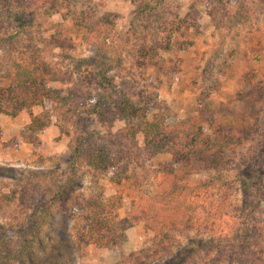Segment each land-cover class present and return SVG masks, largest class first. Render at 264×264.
Instances as JSON below:
<instances>
[{
    "label": "trees",
    "instance_id": "trees-1",
    "mask_svg": "<svg viewBox=\"0 0 264 264\" xmlns=\"http://www.w3.org/2000/svg\"><path fill=\"white\" fill-rule=\"evenodd\" d=\"M59 2L0 0V45L5 46L7 43L5 47L0 46L2 50H11L13 45L9 42L15 43L12 41L20 38L26 43L22 48L33 53L35 45L29 30L59 12ZM148 5L144 2L139 8L142 16H147L144 25L146 32L156 34L161 31L164 38L160 46L168 49L171 35L180 26L174 20H168L169 12L150 13L153 9ZM85 14L89 18L90 15ZM109 16L105 17L114 37L128 42L125 34L129 32L122 31L125 35L122 37ZM78 23L90 27L82 18ZM50 27L46 29L47 38L42 40L45 45L51 44L61 50L72 46L70 36L60 24ZM7 29L11 30L8 36L4 33ZM113 50L114 54L107 58L96 51V54L78 61L74 70L68 72L69 79H74L66 88L51 87L49 81L55 80V72L33 62L23 65L13 61V66L6 69L8 81L0 84V113L16 114L26 110L30 114V123L25 126L22 136L27 133L31 136L34 132L44 130L52 116L64 122L62 130L71 135L66 153L69 170H50L42 174L31 171L29 177H37L36 180L30 177L17 190L18 201L30 200L33 203L32 212L26 222H21L15 228L4 229L0 226V244L6 253L0 256V264H71L80 256L81 248L89 243L101 245L105 242L106 246L119 247L126 239L125 231L135 221H144L158 229L160 249L162 253L166 252L159 264H259L256 262V253L261 252V249L255 239L261 238L263 233L251 224L250 214L260 208V201L264 197V180L258 178L256 173L249 172L257 167L259 160H254L253 165L248 166L249 173L239 178L245 212L237 221L228 193L231 185L220 175L210 179L206 185L187 186L181 183V178L188 170L202 169L208 173L221 174L231 166H238L231 152L243 138L252 136L254 128L243 124L241 135L237 136L225 127L223 110L212 107L211 102L201 94L197 96V113L192 117L169 120L165 115H151L152 110L161 109L163 103L155 97H143L129 91V73L122 66L121 49ZM140 53L144 55L146 52L142 50ZM83 64L90 67V73L81 70ZM75 73L78 75L74 76ZM259 84L238 89L235 93L240 107L252 109L249 116L258 127V113L253 108L264 98V81ZM37 105L42 108V112L32 115L31 107ZM91 115L96 116L107 129L103 134H94L86 125V119ZM114 121H122L123 125L112 132L110 129ZM68 124L71 131L66 127ZM137 133L141 134L142 145L136 139ZM158 155L168 156L167 160L157 164L150 172L159 177V190L145 203L139 201L135 205L132 201L128 213L123 217L118 212L108 216L110 209L118 210L121 207L120 196L114 197L106 205L94 199L77 201L67 192L73 182H80L74 179L78 167L108 175L109 180L121 185L133 176L129 164H142L144 160ZM20 174L24 175V172ZM0 175L14 177L16 173L0 167ZM46 179H50L55 188L48 189L49 196L46 199L39 196L42 199L39 204L33 202L37 199L33 191L42 193L41 182ZM213 192H218L220 196L216 198L214 195L213 200L210 199L208 196ZM14 193L0 191V199L13 200ZM69 201L71 204L68 205ZM55 203L62 211L70 210L66 212L68 217L62 215L56 220L61 227L54 230L52 235L48 232L42 234L44 226L50 228L56 222L51 211ZM76 209L82 223L74 234H70L62 226L66 224L67 218L74 217ZM105 211L108 212L103 215ZM177 224L192 230L193 234L188 236L185 243L177 241L172 250L165 243L174 239V234L177 236L174 233ZM13 239L16 240L14 243ZM14 245L19 247L17 251ZM141 253H130L129 262L122 264H158L149 259L145 250H141Z\"/></svg>",
    "mask_w": 264,
    "mask_h": 264
},
{
    "label": "rangeland",
    "instance_id": "rangeland-1",
    "mask_svg": "<svg viewBox=\"0 0 264 264\" xmlns=\"http://www.w3.org/2000/svg\"><path fill=\"white\" fill-rule=\"evenodd\" d=\"M144 2L153 9L150 13L169 12L168 20H174L180 26L171 35L168 49L160 46L164 38L161 31L156 34L146 32L144 25L147 16H142L139 10ZM59 5V12L29 30L35 45L33 53L22 48L26 43L20 38L12 41L15 43L9 42L13 45L9 51L1 48L7 46V43L5 46L0 45V84L8 81L5 76L6 69L13 66V61H17L23 65L33 62L41 68L44 66L46 70L50 69L55 72V80H50L49 85L66 88L74 79H69L68 72L74 70L78 61L96 54V51L98 55L107 58L114 54L113 49H121L122 66L129 73V91L143 97H155L163 103L162 108L153 109L151 115H165L169 120L192 117L197 113V96L201 94L211 102L212 107L223 110L222 121L225 127L237 136L241 135L243 124L254 130L251 137L243 138L231 152L238 166H231L221 174L208 173L202 169L188 170L181 178V183L187 186L206 185L210 183V179L220 175L231 185L228 193L235 209L234 219L239 220L245 212L243 193L239 188L240 176L251 171L264 180V98L253 108L258 113V127L249 116L252 109L240 107L235 95L238 89L260 85L264 81V0H60ZM85 13L90 15L89 18ZM106 15H110L109 19L114 28L122 37L126 35L128 42H123L118 36L114 37L109 30ZM81 18L90 27L80 25L78 21ZM53 24H60L70 36L71 47L61 50L43 43L48 35L46 29ZM122 31L129 33L123 35ZM4 33L8 36L11 30L7 29ZM142 50L146 52L144 55L140 53ZM89 69L85 64L82 65V71L90 73ZM112 74L111 71L110 75ZM114 78L118 81V78ZM30 111L32 115H38L42 108L37 105L31 107ZM30 118L26 110L16 114L0 113V167L16 173L14 177L0 175V191H15L13 200L0 199V226L4 229L15 228L30 218L33 203L30 200L21 202L17 198V190L31 177L29 172L42 174L50 170H69L66 153L71 134L62 130L61 125L64 122L52 116L44 130L34 132L31 136L29 133L22 136ZM86 125L97 135L107 130L94 115L86 119ZM122 125V121H114L110 130L114 132ZM66 127L71 131L69 124ZM136 139L142 145L140 133L136 134ZM167 159V155H158L144 160L142 164H129L133 176L121 185L109 180L108 175H99L87 171L85 167H78L74 179L80 182H73L67 192L77 201L94 199L106 205L114 197L120 196L121 207L118 210L105 211L103 215L108 212V216H111L118 212L123 217L128 213L132 201L135 205L139 201L145 203L159 190V177L150 172ZM256 159L259 160L257 167L248 172V166L253 165ZM133 167L136 169L132 170ZM22 171L24 175L20 174ZM36 178L31 177L32 180ZM49 180L41 182L42 193L39 190L33 191L34 197H37L33 202L39 204L49 196L48 189L55 188ZM213 193L208 196L210 199L214 195L216 198L220 196L218 192ZM39 196L43 198L40 199ZM51 211L55 215V221L70 212L62 211L56 203ZM75 211L74 217L67 218L66 224L62 226L70 234H74L82 223L81 217L77 216L78 210ZM250 216L251 224L263 233L255 241L261 249V252L256 253V262L264 264V197L260 201L259 210L252 211ZM58 227H61L58 221L50 228L44 226L42 234L48 232L52 235ZM175 228L174 233L177 236L174 234V239L165 243L172 250L175 249L177 241L185 243L188 236L193 234L192 230H186L181 224H177ZM125 235L126 239L119 247L106 246L105 242L101 245L89 243L83 246L80 256L71 264H122L129 262L130 253L142 255L141 250H145L149 259L159 264L166 254L160 249L158 229L155 226H149L144 221H135L127 228ZM44 245L48 246L47 243ZM14 247L15 251L19 249L18 246ZM4 255L5 249L0 244V256Z\"/></svg>",
    "mask_w": 264,
    "mask_h": 264
}]
</instances>
